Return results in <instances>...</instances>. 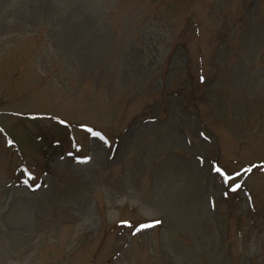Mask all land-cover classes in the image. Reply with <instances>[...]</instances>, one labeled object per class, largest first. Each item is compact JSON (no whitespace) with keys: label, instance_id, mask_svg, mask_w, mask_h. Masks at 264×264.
<instances>
[{"label":"rangeland","instance_id":"374dc122","mask_svg":"<svg viewBox=\"0 0 264 264\" xmlns=\"http://www.w3.org/2000/svg\"><path fill=\"white\" fill-rule=\"evenodd\" d=\"M262 162L264 0H0V264H264Z\"/></svg>","mask_w":264,"mask_h":264},{"label":"snow or ice","instance_id":"6c2138e0","mask_svg":"<svg viewBox=\"0 0 264 264\" xmlns=\"http://www.w3.org/2000/svg\"><path fill=\"white\" fill-rule=\"evenodd\" d=\"M89 131H91V129H89ZM95 135H100L99 133H95ZM11 143V141L9 142ZM87 159V158H85ZM254 168H264V162H262L260 165H252L250 166L248 169H246L247 172H252ZM215 171L220 172L222 177H223V182L227 185L229 183V181H233L235 179L236 176H239L240 173H235V175H229L227 172H225L223 169H220L219 167H217L215 169ZM240 184H232V190L235 191L236 189L240 188ZM227 194V193H225ZM121 223H127L126 221H121ZM160 223V221H153L152 224H158ZM147 226H151V225H142L141 227H147Z\"/></svg>","mask_w":264,"mask_h":264},{"label":"trees","instance_id":"16d2710c","mask_svg":"<svg viewBox=\"0 0 264 264\" xmlns=\"http://www.w3.org/2000/svg\"><path fill=\"white\" fill-rule=\"evenodd\" d=\"M121 223V222H120ZM141 224V225H140ZM140 224H138V225H140V227L142 226V225H151V226H147V227H156L158 224H161V221H160V223H158V224H152V222H146V221H140ZM141 228H145V227H141Z\"/></svg>","mask_w":264,"mask_h":264}]
</instances>
